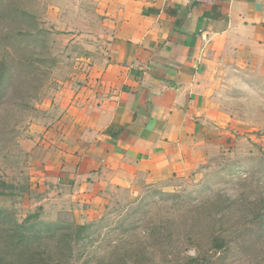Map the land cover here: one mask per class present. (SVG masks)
Returning <instances> with one entry per match:
<instances>
[{"label": "rangeland", "instance_id": "obj_1", "mask_svg": "<svg viewBox=\"0 0 264 264\" xmlns=\"http://www.w3.org/2000/svg\"><path fill=\"white\" fill-rule=\"evenodd\" d=\"M101 1L0 0V264H264V77L224 76L233 137L205 165L97 217L41 180L40 144L104 86Z\"/></svg>", "mask_w": 264, "mask_h": 264}, {"label": "crops", "instance_id": "obj_2", "mask_svg": "<svg viewBox=\"0 0 264 264\" xmlns=\"http://www.w3.org/2000/svg\"><path fill=\"white\" fill-rule=\"evenodd\" d=\"M101 5L112 34L104 86L37 149L41 180L67 188L88 218L113 189L135 196L144 183L205 165L233 137L215 101L224 76L264 77V0Z\"/></svg>", "mask_w": 264, "mask_h": 264}, {"label": "trees", "instance_id": "obj_3", "mask_svg": "<svg viewBox=\"0 0 264 264\" xmlns=\"http://www.w3.org/2000/svg\"><path fill=\"white\" fill-rule=\"evenodd\" d=\"M193 260V259H192Z\"/></svg>", "mask_w": 264, "mask_h": 264}]
</instances>
